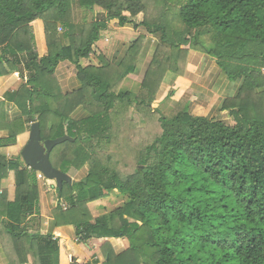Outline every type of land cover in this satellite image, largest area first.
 Returning a JSON list of instances; mask_svg holds the SVG:
<instances>
[{
  "label": "trees",
  "instance_id": "16d2710c",
  "mask_svg": "<svg viewBox=\"0 0 264 264\" xmlns=\"http://www.w3.org/2000/svg\"><path fill=\"white\" fill-rule=\"evenodd\" d=\"M96 8L103 12L90 19ZM112 20L145 34L120 63L100 56L84 66ZM147 35L158 46L139 91L125 90ZM190 51L211 56L229 79L241 81L222 104L233 125L189 108L173 116L154 109L166 76L184 75ZM64 62L82 85L71 93L57 77ZM14 73L26 82L0 101V150L16 146L35 122L44 140L74 139L54 148L51 162L67 174L88 172L57 189L67 209L58 206L54 217L57 226H74L80 243H129L118 254L105 241L102 264H264V0H0V78ZM8 102L17 108L14 117ZM80 107L89 115L75 120ZM131 109L155 119L159 134L124 174L110 150ZM114 195L123 203L94 217L89 205ZM39 217L37 173L21 156L0 153V230L16 264H62L65 248L69 264H99L76 255L75 242L31 232L28 221Z\"/></svg>",
  "mask_w": 264,
  "mask_h": 264
},
{
  "label": "crops",
  "instance_id": "0c3cea01",
  "mask_svg": "<svg viewBox=\"0 0 264 264\" xmlns=\"http://www.w3.org/2000/svg\"><path fill=\"white\" fill-rule=\"evenodd\" d=\"M102 13L99 8L94 10V13ZM91 18V15H90ZM33 26H37V32L39 35L38 23L34 22ZM110 30L104 34V37L95 44L94 52L91 54L88 60H82L84 66L99 63V57L103 56L113 63H120L127 53L131 43L137 40L141 35H144L143 31L136 30L132 26L121 27L118 20H112L109 23ZM41 50L40 37L37 39ZM37 43V44H38ZM158 38L147 35L144 44V49L138 64V70L135 74L130 75L123 83L122 88L132 92H136L142 83L146 72L150 66L155 50L158 46ZM42 56V54H41ZM17 75V74H15ZM14 75V76H15ZM10 76V75H9ZM57 77L59 79L62 90L65 93H71L81 88V82L77 78L76 71L69 63H61L57 69ZM9 77L0 78V101L4 100L5 95L3 90L8 86ZM241 81L229 79L217 65L216 61L209 55L190 51L187 58V64L184 75L174 76L168 74L161 85L157 100L154 104V109H159L161 104L163 112L172 113L178 106L184 104V108H189L195 112L200 113L207 118L223 120L234 124L228 115L227 111H222V104L226 99L235 97L240 90ZM174 92V95L168 98L169 93ZM7 110L11 117L17 115L18 111L15 105L11 102L7 103ZM181 111V110H180ZM179 112V111H178ZM177 112V113H178ZM89 114L82 108H78L73 118L75 120H81L86 118ZM27 133L22 134L17 139V145L14 147L1 149L0 153L6 154L8 157H17L23 148H19V144L22 139L28 141L26 137ZM29 135V133H28ZM4 136V133H0V137ZM74 171L77 177H72L75 181L83 179L88 172L87 167L80 171ZM9 187V180L3 181L2 188L7 189ZM48 187V189H45ZM40 188V217L30 218L28 223L30 224L31 232L39 231L41 235L52 234L54 238H63L76 243V247L72 248V251L80 257L91 262H99L102 264L105 261L103 250L101 245L108 241L113 247L114 251L118 254L124 252L129 243L122 239H108V240H96L91 239L86 243H80L77 237L76 230L72 225L57 226L54 214L57 209V202L62 201L51 185H45L39 181ZM119 198L118 196H112L107 201L115 202ZM102 201V200H101ZM101 201L94 202L89 205V208L94 217L103 214L108 209ZM124 198L120 200L121 205ZM101 202V203H100ZM105 202V201H104ZM66 204V203H65ZM118 204V205H119ZM107 209V210H106ZM40 219V221H37ZM6 235L0 230V264H16L18 262V256L15 251H12L10 247L3 244L5 243ZM68 248L63 250L62 264H69L67 260Z\"/></svg>",
  "mask_w": 264,
  "mask_h": 264
},
{
  "label": "rangeland",
  "instance_id": "374dc122",
  "mask_svg": "<svg viewBox=\"0 0 264 264\" xmlns=\"http://www.w3.org/2000/svg\"><path fill=\"white\" fill-rule=\"evenodd\" d=\"M78 11V10H77ZM79 12V11H78ZM97 13L90 14L91 18L96 17L100 13H98V10H96ZM81 20V15L77 13L76 21L77 23ZM37 26L34 27V34L36 36V40L39 38L38 32H37ZM62 32V31H61ZM39 41L37 40V43ZM38 48L40 49L39 43L37 44ZM40 55L42 54V51L40 50ZM17 74V75H15ZM15 75V76H14ZM9 77V83L8 86L3 90L4 94H2V97L9 91H15L19 88V86L26 82V79H23L21 74L14 73L11 74ZM140 87V86H139ZM140 88L137 89L136 92L139 91ZM127 90V89H125ZM5 98V97H4ZM157 100V98H156ZM2 101V100H1ZM155 104V103H154ZM164 105L161 104L158 109L159 111H162V107ZM83 108V107H82ZM84 109V108H83ZM184 104L178 106L176 109L173 110L172 113L170 112H163L166 116H173L178 111L184 110ZM10 115V114H9ZM73 116V115H72ZM142 119H146L145 122H143V125L141 124ZM211 119V118H209ZM231 121H233L231 119ZM120 123L116 129H115V135L118 137V141L115 145L111 147V154L113 155V159L116 163L119 165V170H121L124 174L132 173L137 162V157L140 151H142L147 145H149L152 140L159 134V125L157 124V121L155 119H152L151 117H143L139 114H135L132 112V109L126 114L125 119H120ZM230 125H233L232 123L227 122ZM30 132V129L27 134ZM118 144V145H117ZM6 155V154H3ZM18 156H21V153L18 154ZM71 177H77L74 174V171L69 173ZM45 189H48V187H45ZM58 192V190H56ZM58 194V193H57ZM59 196V194H58ZM112 197V196H110ZM117 200L115 202L108 203V198L103 199L101 202L103 205L107 207L109 211L117 208L120 206L119 202L122 197L118 196ZM65 201V200H64ZM105 201V202H104ZM100 202V203H101ZM63 203V202H62ZM119 204V205H118Z\"/></svg>",
  "mask_w": 264,
  "mask_h": 264
},
{
  "label": "water",
  "instance_id": "95a60500",
  "mask_svg": "<svg viewBox=\"0 0 264 264\" xmlns=\"http://www.w3.org/2000/svg\"><path fill=\"white\" fill-rule=\"evenodd\" d=\"M68 141L73 142L74 139L65 135L57 139L44 140L40 124L35 122L31 124L28 141L21 150L22 160L30 169L43 174L48 180L54 181L61 190L64 184L72 185L76 181L71 175L53 166L50 154L54 148Z\"/></svg>",
  "mask_w": 264,
  "mask_h": 264
},
{
  "label": "built area",
  "instance_id": "2783aa9c",
  "mask_svg": "<svg viewBox=\"0 0 264 264\" xmlns=\"http://www.w3.org/2000/svg\"><path fill=\"white\" fill-rule=\"evenodd\" d=\"M37 173V179L40 182H43L45 185H51V187L56 191L58 189L57 184L54 181L48 180L45 178V176L39 172ZM62 206L64 209H67V205L65 203H62V201L57 202V207Z\"/></svg>",
  "mask_w": 264,
  "mask_h": 264
}]
</instances>
